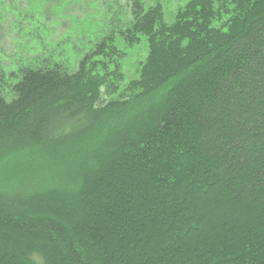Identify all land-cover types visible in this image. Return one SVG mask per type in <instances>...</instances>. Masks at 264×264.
Segmentation results:
<instances>
[{
	"label": "trees",
	"instance_id": "obj_1",
	"mask_svg": "<svg viewBox=\"0 0 264 264\" xmlns=\"http://www.w3.org/2000/svg\"><path fill=\"white\" fill-rule=\"evenodd\" d=\"M82 1L0 0V264H264V0Z\"/></svg>",
	"mask_w": 264,
	"mask_h": 264
},
{
	"label": "rangeland",
	"instance_id": "obj_2",
	"mask_svg": "<svg viewBox=\"0 0 264 264\" xmlns=\"http://www.w3.org/2000/svg\"><path fill=\"white\" fill-rule=\"evenodd\" d=\"M157 1H161L160 3L163 5V13L165 15V22L172 23V19L176 15V11L179 7H183L189 0H148V6L152 4L158 3ZM72 9H70L69 14L78 15L79 17L88 18L91 13V8L99 9L102 11L101 6H91L86 3L85 0L82 1V4H73ZM96 9L94 12H96ZM100 19V18H99ZM74 19H71L69 22V26L73 25ZM67 23H65L67 25ZM55 37H58L61 33V29H58ZM130 34L127 32L123 34H119L117 36L116 41L113 44V48L115 52L111 49L108 55V68L117 71L118 75H122L124 80L121 84H125L133 78H137L140 74L139 70L141 69V65L146 61L147 55L150 50V45L148 42V37L146 35H139L138 42L131 43L130 42ZM104 72V71H102Z\"/></svg>",
	"mask_w": 264,
	"mask_h": 264
}]
</instances>
